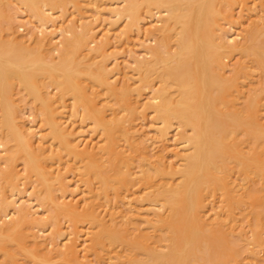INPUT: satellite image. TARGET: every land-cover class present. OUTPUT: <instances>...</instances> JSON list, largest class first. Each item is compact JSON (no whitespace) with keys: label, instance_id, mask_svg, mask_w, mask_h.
<instances>
[{"label":"bare ground","instance_id":"bare-ground-1","mask_svg":"<svg viewBox=\"0 0 264 264\" xmlns=\"http://www.w3.org/2000/svg\"><path fill=\"white\" fill-rule=\"evenodd\" d=\"M3 1L4 0H0V4ZM12 1L10 2L13 3ZM19 1H21L22 5H24L28 9V11L32 14V16H34V18L37 17L41 21H44L43 26L42 25H41L42 27L39 26L42 29L39 28V31L37 34H39L40 32L41 36L39 38V36L37 35L38 36V38L36 37L37 40L39 39L41 43L43 44L46 43L47 41L48 42L50 41L51 43H55V41H57L55 39L58 38V37L57 38L55 37L57 36L56 31L59 27L58 28L51 27V28H55L56 31L53 29L54 31H51V32L49 31L50 33L48 32L47 23L49 24V21H52V20L50 19L51 17L50 18L46 17L47 15H45L46 13H44L45 12L44 8L46 7L45 4H48L47 7L49 6L50 8L49 11H50L51 9H54L55 7H59L60 9L63 8V6L66 3H68L67 1L69 0H19ZM73 1H77L78 3L81 2L79 0H73ZM237 1L238 0H129L128 4H125L127 2L123 4V6L124 5L126 6L123 12L121 8L118 10L117 8L114 7V9H111V11L107 10L108 8L106 9V11H109L112 13L114 19H112L111 24L115 26L120 19V18L118 19V17H121V15H124V14H126V16L128 15V17L129 16L133 17L132 19L135 20L134 18L138 17V14L140 12L139 10L142 8V5H144L145 7V8L143 7L142 10L146 9V13L149 14L150 17H153L157 14L161 15L159 20L156 22L158 24L157 25L155 24V26H153V29L152 28L150 29L149 33L150 34L152 33V35L156 37V40H155L154 45L146 46V58L138 59L139 56L138 57H135V55L133 56V58L135 57L134 61H135V67H136L133 70H136V74L137 73L139 74V75L137 74L138 75L137 78L136 79L134 78V79L141 80L140 82L141 84L138 83L139 85H142L144 82H146V89L148 87L150 88V85L153 82H155V79H157L156 81H159L158 84L157 82L155 83V85L152 84L153 86H151L152 88H150L152 89V95L148 99V101L150 102V103L147 102L149 103L148 107L154 110V112L152 111L153 114L154 115L156 114V117L160 120V122H163L165 126L171 125L174 121H176L177 123H179V125H181V127L184 128V131L186 132L184 135L183 141L180 140L181 142H183L182 145L179 144L181 145V147H184V148L180 150L179 152L176 151L175 156L173 155L174 157L178 158L177 162H175L176 164L173 163L172 166H170V164L167 163L169 164L168 165L169 167H167V165H161L160 167H157V165L159 166V164L156 165L153 162L156 166L154 165H151V166L152 167L154 166L155 168H152V169L148 167H146L145 169L142 168L143 178L142 177L141 178L143 179L144 184L148 185L147 188L149 189V192L147 191L148 194L147 196H145V198L147 197L146 199L150 201L160 203L162 207L166 209V211L165 213L160 214V213H157L158 211L156 210L157 212L154 213L156 219H150V218L145 217L144 221L146 225L144 224V226H146V229H142L140 228V226L139 227L136 226L133 228L134 229L133 232H130L131 227L129 228L130 226L129 224L127 227V225H124V223L117 224V222H113V221L110 222L111 219H109V221L106 220V216L103 217L104 215L102 216V213H101L102 210H100L101 208L105 207L106 202H110L109 200L111 199V196H120L124 189L131 188L132 182H134L135 179L133 180L134 175L132 174L130 170L127 171V169L125 170V168L123 169L122 167L124 165L125 160L127 159L131 160L132 158L126 157L127 154L125 155L124 153L125 151L123 152L122 150L123 148L120 149V144H119L120 137L122 136L124 137V134L126 135V133L129 132V129H127L126 126L124 125V120H122L123 118L116 116L118 115L116 112L117 110L119 112V109H117L116 112L114 110V115H112V117L115 116V118L113 120H109L111 118L107 117V115L109 114L106 115L105 112H107L108 108L110 107H108L109 105H105V103L101 104L100 102L101 98L100 97H99L100 99L98 98V95L101 93L102 90H99V91L95 90L97 93L99 92L98 94L93 93L95 92L93 90H92L93 92L92 91L90 92L91 90L90 87L93 84L98 85V88L100 86H101L100 88H102V86L106 87V90L108 89V92H114L115 91L114 89L116 86L120 88L119 85H117L118 83L115 80V78H113L114 71L112 72L113 74L111 73L112 70L108 71L107 66L109 64L107 65L106 63L107 61L105 62L107 66L105 64H102V62L100 61L101 64L98 65L97 69H93L90 64H88V66L89 65L91 66V67L89 66L90 68L83 67L84 63H88V62L91 63L90 61L92 60L94 61L96 58H99V56L93 58L92 60H90L91 59L90 58L89 59L90 61H88L87 58H89L91 55H92L91 57L94 56L92 52L95 54H98L102 51L101 44L103 43H100L101 41L98 42L100 44V45L98 44L99 45L98 48H97L98 45H96V49H94L95 47L94 48L92 47L93 43H95L94 40L97 39L95 37L96 36L98 37V35L93 36L94 35L93 28L95 29L96 27H93V28L90 27L91 24L90 26L86 25L85 30L82 31L81 33L79 32L80 33L79 35H73V33L69 32L71 33L69 34V36L73 35V37L71 38L65 37L64 35V41H61L62 46L59 44L57 46L56 44L55 49L58 52V55H57L58 58L56 57L57 52L55 55L53 54L57 59L53 57L52 54L50 55L49 51H48L49 55L47 53V55L40 57L41 55H43L41 53L39 57H37L38 54H35L36 57H34V55L32 56L33 53L28 50V49H31V47L27 46V44H25V46H27L25 47L23 44L24 42H21L16 39L12 40L13 43H11L9 48L7 46H6L7 48L4 47V49H3V46L0 47V96L3 101L2 111H4V115L2 114L3 118H1V120L3 119V121H1V124H2V128L6 127V130L7 128L9 130L10 127L12 128L14 127V132L13 133L10 132V133L13 134L14 136L13 138L16 141L15 143H17L16 147L14 148L12 147V149L8 148L11 146V145L9 146L10 139L8 140V138H5L6 135L5 136L3 135L4 138H2V140L3 139L6 140L5 142L6 145L4 144V140H3V144H4V147L6 146L7 153L9 151L10 156L15 155V154H24L28 156V161L26 162L27 165L25 166V170L27 169L26 172L31 173V175L37 174L36 175L37 177H38V174H40L41 176L44 177L43 179L45 180L47 176L49 178L51 177L50 179H52V175H54L53 177H56L57 172L55 171L56 173L54 174V171L52 172V170H49L53 166L51 164V161L57 159L56 158L57 156L62 155V154H59L61 151L58 152V150L60 149L58 145L60 144L58 143L57 145L55 143L56 141L57 142L59 141L60 143H64L65 147L67 148V151H69L67 155L68 154H71V156L74 155L76 159H80L84 162V164L82 163L84 165V167L82 166L84 168V172L83 174L82 173L81 174L83 176L82 178L86 180L87 185H89L94 179H97L100 182V184L98 183L99 188L96 186V190L93 189L95 186L91 187L93 183L89 185V187H91L89 191L93 192V196L89 198L84 196L85 199L82 197L83 204L78 203V201H76L75 204H73V202L71 203L67 201L69 205L67 204L62 205V203L64 202V199L62 200V202H60L61 200L58 199L59 197L58 196L55 197L56 195L54 196L53 194V196L57 198V200L59 201L60 203L59 204L58 201L56 202L55 198L52 197L51 191L49 193L50 195L48 196L49 200L51 201L48 203L55 202L58 208H61V209L65 208V210L71 214L72 218L75 217L73 218L74 220L77 219L82 222L83 219H85V221L87 219V221L89 220V222H92L95 224V228H94V231H92L91 237L88 236L90 237V241L88 240L90 243L88 247H86V249L88 248L86 251L88 258L90 257L91 254H94L95 255L94 257L97 256L98 258L104 259L103 258L104 255L108 254L107 252L112 250L110 248H113V246L117 244L119 245V244H125V243L130 245V248L129 249L125 248V253L127 252L128 253L127 255L125 254L127 258L125 261H123L122 264H223V263L230 264L231 262L234 263L233 261H231V259L234 256L240 257L238 254H240L242 250H241V247H239L240 246L239 244H238L239 246H237L236 243H234L233 245V242H232L231 245L228 244L229 246L224 247L225 249L224 251L223 250L220 251L219 249H217L218 241L215 239L217 233H221L222 230L225 232V235L227 234V236H229L228 235L229 231L228 232L226 231L228 229V228L226 229V227L228 226L225 227V225L227 224L226 219L232 218V216L228 215V213L226 212L227 215H225V217H223V215L219 216L217 221L215 220L216 222H213L214 220H211V218L208 217V212L210 209L209 207H211L210 205L212 204L211 198L214 197V195L216 194L219 195L218 193H221V197L223 198L221 202L222 204L223 203L225 204L224 205L225 208L228 206L231 210L234 211L237 207H239V204L241 203L240 197H245L247 199L256 197V196L261 195V191H262V189H260L261 187L258 188V187H255L254 185L252 187H249L246 185L247 183L235 184V182H233L234 178L231 177L232 172L236 168L238 169L241 175H245V176H250L252 174L259 175L262 172H264V156H263L264 154L262 155L264 151V128H263L264 124L260 119L261 113L264 107L261 106L262 97H261V92H259L261 91V89L259 91H258L259 88L257 90L253 89V92L249 93V95H246L244 93V95L246 96L244 99V96H242V89H245L243 88L244 87L243 84L247 82V81L244 82V80L252 76L250 74V71L248 70V68H250V64H249L250 62L247 63L243 60L239 61L240 63L238 62L234 65V68L232 69L231 73L227 74L226 69H228L229 64L226 63L225 61L230 54H233L234 52L236 53L240 52L243 54L242 59H244L245 57V59H247L248 61L252 60V62H255L257 64V67L259 68V70L264 72V25H260L259 23L257 24L255 23L257 21L255 22L253 21V24L254 23L255 24L251 25L252 27L250 29H249V26L248 28L246 26L245 28H247V32L245 33L244 32L245 30L241 31L245 33V34L241 33V34H244L243 35L244 41L240 43L237 41L239 44L234 41L232 42L231 40L232 38L230 37L231 38L230 39L228 36L225 35V33L222 34L221 33L222 26H224V24L222 23V20H225V19L227 20L231 15H233L231 14L232 9H234V5L237 3ZM97 6L95 5V8ZM109 7L112 8L113 5H110ZM2 10L4 11L3 7H1L0 9V17H2L1 19H3L1 20V22L2 21L5 22L4 20L7 21V19H5V17L3 16H6V18H8L9 12L4 11L3 14L4 13L5 14L1 16ZM153 11H155L154 12L155 14L152 13ZM97 13L95 14V16L97 15ZM259 13L261 14V12ZM112 15L110 17H112ZM128 17L126 19H128ZM9 18H8L9 20L8 23L10 24H7L8 25L7 28H11L12 22L10 21L12 20L11 18L10 19ZM107 18L109 17L107 16ZM138 18H142V17H138ZM249 18H247V20ZM261 19H262V16H261ZM97 20L98 19H96V21ZM101 20L103 22L102 18ZM142 20H137L134 22L138 23L139 21L141 22ZM251 20H253V18ZM129 22L128 24L132 25L131 23L133 22L132 21L131 23ZM128 24L126 23L127 26H125L127 32H128V29H127ZM139 24L140 23L136 25H139ZM56 25L57 24H55V26ZM107 26L108 25H106V27ZM132 26L134 27V25ZM12 27L14 28V26ZM35 28L36 27H34V30L32 32L34 31L36 32L38 30V26H37V30H35ZM65 28H67V26H65L64 29H62V31L65 30L63 32H67L68 28L67 29ZM130 29L129 31H131ZM58 32H59V29H58ZM58 36L60 35L58 34ZM66 36L68 35L66 34ZM90 36L94 37L93 38L94 40L93 39L90 40ZM15 38H18V37H15ZM3 41L4 40H0V44H2ZM103 41L104 40H102V42ZM257 41L259 42L261 41L263 44L262 48L260 49L261 51L259 53H258V50L254 51L252 49V47L254 48V45ZM3 43H6V42H3ZM41 43H39V45ZM112 43L114 45V42ZM104 46L105 45L103 44V47ZM110 47L113 48V46H110ZM260 47H261V44H260ZM35 49L36 48L34 47V50L32 48L31 51L32 50L35 51ZM40 51L41 50L39 49L38 53ZM53 52L55 53V51ZM105 52L106 51H104V53L100 55V57L103 56V59L106 58V56H108V54L106 55ZM147 55H149V57ZM240 60H241V57H240ZM91 64L93 65V62ZM97 64H99V62ZM110 74L113 77H111ZM123 75L127 76V73L126 74L123 73ZM113 79H114V82H116L115 86H113L114 85L112 81ZM129 79L130 77H126L123 80L125 84L121 82L123 84H120V86L124 85V90L120 88L122 92H120V94L117 93L118 95L117 96L115 95V96L117 97V103H119V105H123V106L126 105L130 108L131 107L135 108V103L137 102H135L136 99L132 97L134 94L131 96L132 94L131 89L135 83L134 84L133 82L129 83L130 82ZM87 80H90V82L92 81L93 84L91 83L90 85L89 82H87ZM142 81L144 82L142 83ZM85 82L88 83L86 85L90 86L89 87L90 90L88 89V86L85 85ZM137 82L139 81L137 80ZM137 82H136V85H137ZM49 83L54 84L58 88L57 90L55 89L57 93H54L56 92L54 90H53L54 92L52 91L49 92L51 90V85ZM48 85L50 86V89H48L49 87ZM142 86H141V89H142ZM54 88L52 87V89ZM116 90H119V89L116 88ZM138 90L140 91V89ZM23 91H25L26 93L25 96L28 94L29 96L34 97L36 101L40 102V106L43 112L46 114L44 123L46 120V124H48L51 129V133L48 134L49 127L46 125L48 127V132L46 134L51 135L50 139L44 136L45 134L42 135L44 132L40 134L41 132L38 133V131H34L31 127L27 128L26 126H24L25 125L24 123L22 125L16 122V118H18L15 113L16 111L15 103L17 102V99L15 102L14 96L17 95V93L19 94L20 92H23ZM244 92L246 91L244 90ZM104 95L106 94L104 93L102 96ZM67 96L70 97V100L74 99V102L76 104V105L74 104L75 105L74 106L73 101H72V105L70 103L68 104L70 105L72 112H76V111H73L74 107H76L75 108L76 110L78 107V111H79V108L81 107V105L87 108L86 111L88 112H86V114L89 113L95 121L94 125L96 124L95 126L96 130L94 129L93 130L94 131H98L100 129L103 130L104 144H102L101 142L100 143L102 145H99L100 143H97V144L92 143V141H95V140H92L93 139L92 138V139H89L92 141L88 140L89 142H86L87 141L86 140L85 141L86 143L83 146V144L81 145V143L85 140V138L83 139V141L79 138H78L79 140L76 139L77 138L76 136H75L76 138H73L74 134L76 133L74 132L75 130L69 129V127L67 128L65 122H63V119H61V116H60L61 111H59V107L61 105L64 106L63 108H66L65 102L67 101H65V99L67 98ZM109 98H107L105 102H107ZM113 99H111L110 102L113 101ZM133 99L135 100L133 101ZM242 99L243 101H240ZM101 100L103 101V99ZM107 104H109V101L107 102ZM78 105H80V107ZM141 105L142 104H140L139 106ZM142 106H144V108L146 109V103L143 104ZM38 107L37 109H41ZM113 108H115L114 105H113ZM126 109H129V108H126ZM84 111H83V114L85 113ZM78 114H81V113H78ZM86 114L84 115L88 117L89 114L88 115ZM84 115L83 117L86 118ZM12 128H10L9 131H11ZM162 129L163 128H161V130ZM126 130L128 131L126 132ZM134 131H135V128H134ZM134 131H132V133ZM244 133L247 134V136L245 135L247 137V140L244 138L245 136L243 138L242 136L240 137V135H244ZM5 134H6V131H5ZM39 134L41 135L40 137L41 139L40 140L37 139L39 142L37 143L39 145H36L37 144L35 143L36 139L34 138H36ZM8 136H11V135H8ZM43 136L46 138H44ZM85 137L87 138V136ZM161 137L163 136L161 135ZM46 139L48 143L50 142L49 144H47ZM132 141H130L131 143L130 142L129 143L132 144ZM243 142L250 143L251 145L250 153H245L243 151L244 147L242 145L245 144ZM247 147L249 146L247 145ZM57 148L59 149L57 150ZM178 149L175 148V150H178ZM61 150L63 151V148H61ZM244 150L248 151V149H244ZM4 155L6 154L4 153ZM106 155L108 156L107 157L108 159L106 158ZM104 156H105V159L110 161L109 166H107L105 162H103V161H106L102 159L104 158ZM21 157H24V156H21ZM59 158H61V156ZM130 160H128L129 165H130V162L132 161ZM11 161H13V159ZM11 161L9 160L6 162L8 163ZM78 162L80 161L78 160ZM10 165L12 164H9V166ZM14 167H15L14 174H12V172L14 171V168H13V171H11L10 173L11 175L14 176V179H16V178H19L18 176H20V174L18 175V173L19 172L21 173V171L18 170L16 166ZM7 168L9 167L7 166ZM11 168L12 167L10 166V170ZM3 169H5V167ZM16 169L19 171V172L17 171L18 173L16 172ZM1 172L2 171L0 169V173ZM60 173L62 176L63 172H60ZM2 175H4V173ZM8 176L7 178L9 179ZM23 176H21V178ZM4 177H6V175ZM49 178L48 180H50ZM60 178L61 177H59V179ZM142 179H141V182H142ZM16 180L14 181L16 182ZM38 180H37V184H39L40 182H43L42 179L40 182ZM55 180L58 181V179H55ZM61 181L59 180L58 183H60ZM4 182L5 184H7L6 178ZM12 182L13 181H11V183ZM15 182H13V184L8 183V185L15 186ZM51 182L52 184H54V182L56 181H50V183ZM141 185L143 184H140V186ZM66 186L67 185H65V188H67ZM38 187H40L39 189L41 190L42 186L37 185V188ZM61 187L63 188V186ZM134 187L136 188V185ZM48 188H50V186H48ZM58 188L60 189V187H57V189L56 188L54 189H56L57 191ZM43 189H46V187ZM0 191H2V189H0ZM45 191L47 192V189ZM33 192L35 193L36 190ZM136 192L138 193L139 191H136ZM1 194H3V192L0 193V195ZM38 194L35 193V195L39 199L42 200L43 198L41 197H42L43 192L40 193L39 196ZM86 194L88 193L86 192ZM123 196H125V194L121 195V197ZM1 197H0L1 213H3L2 212L3 209H4L3 211H6L8 206H13L12 208L14 209V213L16 215L14 216V219L12 218L13 220L11 219L12 221L9 222V224L6 223L7 225L0 226V253L2 252V254L5 256L4 257L5 259L2 261L7 260L9 262L12 261V264H20L21 261L19 260L20 257L18 258V256L22 257V255L26 256V254L33 255L34 259H40V257H38L39 255L35 254L34 252L32 253V251L28 250L29 247L26 245V241L31 237L28 235L29 233L25 231L31 226H33L35 229L34 224L38 222L37 221L38 219L35 217L34 214L37 211L33 213L34 212L33 210L35 209L31 210V208H33L32 206H28L26 204H21V203L20 205L15 199L10 201L11 199L7 198L8 199L7 201L4 199H1ZM129 197L130 196H128V198ZM4 198L6 199V196ZM103 199H105L106 202L105 201L103 202L102 201ZM84 201H85V204H84ZM41 203L43 204V202ZM138 203H141V202H138ZM46 204L47 202H45V205ZM122 204L123 203H121V205ZM125 204H123L124 205L123 207H125ZM47 206H50V204ZM81 206H83V209L80 208ZM143 208L145 209L144 206ZM212 208H215V207H212ZM80 209L81 211H79ZM120 209H123V208H120ZM238 209H236V211H238ZM256 209H258V207ZM107 210H109V207ZM129 210H132V208L130 209L129 207ZM135 211H136V208H135ZM114 212L115 210L112 212V214ZM49 213H52L53 215L54 211L51 212L49 210ZM252 213H254L255 215L254 211H252L251 214ZM9 214L10 213L6 212L5 214L6 217ZM61 214L63 215V212ZM239 214L241 213L239 212ZM66 215L69 216V214H66ZM142 215L143 214H140V216ZM56 216H59V215H56ZM124 216L126 218L127 216L126 213L124 214ZM255 216L257 217V215ZM53 217H51V219L56 220L54 215ZM111 217H113V215ZM239 221L236 220V222H239ZM74 222H76V220ZM231 222H233V220H231ZM150 229H155L159 233L151 234L149 232ZM219 230L220 232H218ZM136 231L137 233L133 234ZM72 234L74 235V233ZM221 235H224V234H220V236ZM79 236L80 235H78V237ZM77 239H74L73 242L77 243L78 242ZM231 240L229 239L228 241L231 242ZM88 241H86L85 243H87ZM37 245L38 244L36 243L34 248H37ZM76 245L77 244L68 246V248H66L67 250H65L63 254L65 256H69V258L75 261L76 264H84L83 262H81L82 259L80 260V256L78 255L79 247H77ZM241 245H243V243ZM34 248L32 247V250ZM41 252L42 251H40V253ZM19 253L21 255H18ZM112 255L114 256V254ZM120 255L119 256L116 255L117 257L116 256L114 257L119 259ZM89 264H92V262H90Z\"/></svg>","mask_w":264,"mask_h":264},{"label":"rangeland","instance_id":"rangeland-1","mask_svg":"<svg viewBox=\"0 0 264 264\" xmlns=\"http://www.w3.org/2000/svg\"><path fill=\"white\" fill-rule=\"evenodd\" d=\"M5 1V0H4ZM2 2L1 4H2V6H1V4H0V9H1V7H3V9H4V11H8L9 13H8V15H9V17L11 18V20L12 21H10V22H12L11 23V28H7L8 27V25L7 24H10V23H8L9 22V20H8V18H6V16H3L4 14H3V10H2V14H1V16H3V17H5V19H7V21L6 20H4L5 22H1V20H3V19H1L2 17H0V40H4L3 42H6V43H3L2 42V44H0L1 46L0 47H2L3 46V49H4V47L5 48H9L10 47V45H11V43H13L12 42V40L13 39H16V40H19V41H21V42H24L23 44H24V46H25V44H27V46H29V47H31V49L33 48V50H34V47L36 48L35 49V51H31V49H28L30 52H32L33 54H32V56L34 55V57H36L35 56V54H38V56L37 57H39V55H41V53L43 54V55H41L40 57H43V56H45V55H47V53H48V51H49V53H50V55L52 54V56L53 57H55L54 55L56 54V52H57V50L55 49L56 48V44H57V46H58V44L59 45H61L62 46V43H61V41H64V35H65V37H73V35H79L82 31H84L85 30V27H86V25H89L90 26V24H91V26L90 27H96L95 29L93 28V36H95V35H98V37L96 36L95 38H97L96 40H94L93 38L94 37H91L90 36V40H94V42L95 43H93V45H92V47L94 48V49H96V45H98L99 43L98 42H100V43H103L105 46L103 47V44H101V46H102V53L100 52V53H98V54H95V53H93L92 52V54L94 55L93 57H89V58H87V60L88 61H90V60H92L93 58H95V57H98L99 56V58H96V59H98V60H92V61H90L91 63L93 62V65L91 64V63H89L88 61H86V62H88V63H84V65H83V67L85 68V67H87V68H90L91 66H92V68L93 69H97V67H98V65H100L101 63H100V61L102 62V64H105V62L107 63V67H108V71L109 70H112L111 71V73L114 71V74H113V76L110 74V76L111 77H113V78H115V80L117 81V85H119V87L122 89V90H124V85H121L120 86V84H125V82L123 81L126 77H130V82L129 83H132L133 82V84L135 85H133L132 86V89H131V96L133 97V98H135V99H133V101L135 100V102H137V103H135V108L134 107H128V106H123V105H119V103H117V95L118 94H120V92H122V90H120V88H118V86H116L115 87V91L114 92H108V89L106 90V87H103L102 86V88H98V85H95V84H93V82L91 81L90 82V80H87V82H89V84L91 85V83L93 84V85H91V87L90 86H88V85H86V84H88L87 82H85V85L86 86H88V89L90 90V88H91V90H90V92L93 90V91H95V90H97V91H99V90H102L101 91V96H100V94L98 95V98L100 97L101 99H103V101L100 99V102H101V104H103V103H105V105H109L108 107H110V108H108L107 106V108H108V111L107 112H105L106 113V115L107 114H109V115H107V117H110L111 119H109V120H113L114 118H115V116L114 117H112V115H114V110H115V112H116V110L117 109H119V112H118V110H117V114L118 115H116V116H119L120 118H123L122 120H124V125L126 126V128L127 129H129V132H127L128 130H126V132L128 133H126V135L124 134V137L122 138V137H120V141H119V144H120V149H122L123 150V152L125 153V155H126V157H128V158H132L131 160L130 159H127V160H125L124 161V165L122 166L123 167V169L125 168V170L127 169V171H131L132 172V174L134 175H132L133 176V180H134V182H132V186H131V188H129V189H124L123 191H122V193H121V195H124L125 194V196H123V197H125V198H123V197H121V195L120 196H111V199L109 200L110 202H106L105 201V199H103L102 201L104 202H106L105 204V207L104 208H101L100 210H102L101 211V213H102V216L103 217H105L106 216V220H108L109 221V219H111L110 220V222H117V224L119 223V224H123L124 223V225H127V227H128V224L130 225L129 226V228L131 229L130 230V232H133L134 231V227H136V226H140V228H142V229H146V226H144V224L146 225V223H145V221H144V219H145V217L146 218H150V219H156V217H155V215H154V213H156L157 211V213H160V214H163V213H165V211H166V209L164 208V207H162V205L160 204V203H157V202H153V201H150V200H148V199H146L145 198V196H147V194H148V192H149V189L147 188L148 187V185H145L144 184V182H143V169H145L146 167H148V168H155L154 166H156L157 164H159V166L157 165V167H160L161 165H167V167H169L168 165L170 164V166H172V164L174 163V164H176L175 162H177V160H178V158L177 157H174L175 156V153H176V151H180V150H182L184 147H181V145H182V143L183 142H181V141H183V138H184V135H185V131H184V128L183 127H181V125H179V123H177L176 121H174L171 125H168V126H165V124H163V122H160V120L156 117V114L154 115L153 114V112H154V110L151 108L150 109V107H148L149 106V101H148V99L151 97V95H152V89H150V88H152L151 86H153V85H155V83L157 82V84H158V82L159 81H156L157 79H155V82H153L151 85H150V88L148 89H146V82H144V81H142V85H144V86H142V85H139V84H141L140 82H141V80H139V79H137L139 82H137V80H135L136 78H137V76L139 75L138 73V75L136 74V70H133L134 68H136L135 67V57H138V59L140 58V59H142V58H146V46L147 45H154V43H155V40H156V37H154L153 35H152V33L150 34L149 32H150V29L152 28L153 29V26H155V24L157 25L158 23H156L158 20H159V18H160V16L161 15H159V14H157V15H155V16H153V17H150V15L149 14H147L146 13V9L145 10H142L143 9V7H144V5H142V8L139 10L140 12H139V14H138V17H142V18H138V17H136V18H134L135 20H133L132 18L133 17H131V16H129L130 17V19H129V17H128V15L126 16V14H124V15H121V17H118V19H119V21H118V23L116 24V26L115 25H112L111 24V22H112V19H114L113 18V15H112V13L111 12H109V11H111V9H114V7L115 8H117L118 10L121 8V10H122V12H123V10L125 9V5L123 6V4L125 3V2H127V3H125V4H128V2H129V0H124V2H123V0H79V1H81V2H77V1H73V0H69V1H67L68 3H66L67 4V6H66V4L63 6V8H65V9H63V8H59V7H55L54 9H51L50 11H49V6L47 7V5L48 4H45V8H44V10H45V12L44 13H46L45 15H47L46 17H48V18H50L52 21H49V24L47 23V25H48V32L50 31H56V27L59 29V32H58V29H57V31H56V35L57 36H55L57 39H55V40H57V41H55V43H51L50 41L48 42H46V43H41V41L38 39L37 40V38H38V36H39V38H40V32H39V34H37L38 33V31H39V28H41L42 26H43V22L44 21H41L40 19H38L37 17H35L34 18V16H32V14L28 11V9L24 6V5H22V3H21V1H19V0H6L5 2ZM10 1H12L13 3H11ZM19 1V2H18ZM71 1H73V2H71ZM91 1H93V2H91ZM247 1V2H246ZM86 2V3H85ZM111 2V3H110ZM116 2V3H115ZM239 2V3H238ZM77 3H78V5H77ZM81 3V4H80ZM88 3V4H87ZM92 3V4H91ZM115 3V4H114ZM259 3H260V5H259ZM107 4H108V6H107ZM249 4V5H248ZM263 4V5H262ZM94 5V6H93ZM95 5L97 6V5H101L100 7L99 6H97L96 8H95ZM106 5V6H105ZM110 5H113V7L111 8V7H109ZM9 6H11V7H9ZM23 6V7H22ZM66 6V7H65ZM251 6V7H250ZM259 6H260V8H259ZM262 6V7H261ZM6 7V8H5ZM62 7V6H61ZM123 7V8H122ZM244 7V8H243ZM10 8V9H9ZM95 8V9H94ZM108 8V9H107ZM145 8V7H144ZM258 8V9H257ZM7 9V10H6ZM66 9H68V10H66ZM106 9L107 10H109V11H106ZM246 9V10H245ZM251 9V10H250ZM82 10V11H81ZM120 10V11H121ZM255 10V11H254ZM260 10V11H259ZM26 11V12H25ZM47 11V12H46ZM97 11H98V13H97ZM103 11V12H102ZM257 11V12H256ZM12 14H11V13ZM49 12H51V13H49ZM155 11H153L152 13L153 14H155L154 13ZM242 12H243V14H242ZM259 12H261V14L259 13ZM49 13V14H48ZM97 13V15L95 16V14ZM143 13V14H142ZM246 13V14H245ZM248 13V14H247ZM82 14V15H81ZM93 14H94V16H93ZM103 16H102V15ZM104 14H106V15H104ZM164 14V13H163ZM162 14V15H163ZM231 14H233V15H231L227 20L225 19V20H222V23L224 24V26H222V31H221V33L222 34H224L225 33V35L226 36H228L231 40H232V42L234 41V42H236V43H240V42H243L244 41V38H243V35L247 32V28H248V26H249V29L252 27L251 25H254L255 23H259L260 25H264V0H258V2H257V0H238L237 1V3L234 5V9H232V13ZM253 14H255V15H253ZM259 14V15H258ZM6 15H7V13H6ZM101 15V16H100ZM112 15V17H110ZM141 15V16H140ZM147 15H149V16H147ZM239 15H240V17H239ZM98 16V17H97ZM106 16V17H105ZM107 16L109 17V18H107ZM125 16V17H124ZM233 16V17H232ZM237 16V17H236ZM261 16H262V19H261ZM94 17V18H93ZM128 17V19H126ZM148 19H147V18ZM252 19L253 18V20H251L250 18ZM260 17V18H259ZM9 18V19H10ZM101 18L103 19V22H102V20H101ZM232 18V19H231ZM247 18H249L248 20H247ZM259 18V19H258ZM49 19V20H50ZM96 19H98L97 21H96ZM107 19H109V20H107ZM111 19V20H110ZM142 20L141 22L139 21L138 23H140L139 25H136V24H138V23H136V22H134V21H137V20ZM145 19V20H144ZM256 19V20H255ZM39 20V21H38ZM54 20V21H53ZM56 20V21H55ZM102 22H100V21ZM127 20V21H126ZM81 21H83V22H81ZM88 21V22H87ZM90 21V22H89ZM91 21H93V22H91ZM96 21V22H95ZM130 21V22H129ZM131 21L133 22V23H131ZM253 21L255 22V21H257V22H255L254 24H253ZM54 24V26H53V24ZM98 22V23H97ZM128 22L129 23H131L132 25H134V27L132 26V25H130V24H128ZM239 22V23H238ZM14 23V24H13ZM30 23V24H29ZM34 23V24H33ZM61 23V24H60ZM85 23V24H84ZM88 23V24H87ZM94 23V24H93ZM100 23V24H99ZM108 23V24H107ZM126 23L128 24V27H127V29H128V32L126 31V27L125 26H127L126 25ZM241 23V24H240ZM243 23V24H242ZM252 23V24H251ZM55 24H57L56 26H55ZM120 24V25H119ZM222 24V25H223ZM42 25V26H41ZM75 25H76V27H75ZM96 25V26H95ZM100 25V26H99ZM106 25H108L107 27H106ZM4 26H6V27H4ZM12 26H14V28H15V30H14V28L12 27ZM37 26H38V30H37ZM39 26H41V27H39ZM65 26H67V28L69 29H67V28H65V29H67V32H63V31H65V30H63L62 31V29H64V27ZM99 26V27H98ZM105 26V27H104ZM131 26V27H130ZM234 28H233V27ZM247 26V28H245ZM9 27H10V25H9ZM34 27H36L35 28V30H37L36 32L34 31V32H32L33 30H34ZM51 27H55V28H51ZM103 27V28H102ZM133 27V28H132ZM113 28H115V29H113ZM118 28V29H117ZM131 28V29H130ZM142 28V29H141ZM224 28V29H223ZM236 28V29H235ZM42 29V28H41ZM54 29V30H53ZM60 29H61V31H62V33H61V31H60ZM73 29V30H72ZM129 29L131 30V31H129ZM144 29V30H143ZM146 29V30H145ZM72 30V31H71ZM106 30V31H105ZM108 30V31H107ZM111 30V31H110ZM242 30H245L244 32H241ZM75 31H77V32H75ZM113 31V32H112ZM120 31V32H119ZM145 33H144V32ZM49 32V33H50ZM69 32H71V33H73V35H71V36H69V34H71V33H69ZM76 34H75V33ZM80 32V33H79ZM108 32H110V33H108ZM115 32V33H114ZM118 32V33H117ZM126 32V33H125ZM14 33V34H13ZM114 33V34H113ZM142 33H144V34H142ZM241 33H244V34H241ZM58 34L60 35V36H58ZM63 34V35H62ZM66 34L68 35V36H66ZM122 34H123V36H122ZM124 34H126V35H124ZM150 34V35H149ZM14 37H13V36ZM38 35V36H37ZM103 37H102V36ZM238 35V36H237ZM31 36V37H30ZM63 36V37H62ZM109 36V37H108ZM113 36V37H112ZM116 36V37H115ZM123 37V39H122V37ZM233 36V37H232ZM11 37V38H10ZM15 37H18V38H15ZM37 37V38H36ZM102 38H104V39H102ZM107 38H108V40H107ZM110 38V39H109ZM118 38V39H117ZM121 38V39H120ZM234 38V39H233ZM9 39V40H8ZM21 39V40H20ZM22 39H23V41H22ZM7 40V41H6ZM102 40H104L103 42H102ZM260 40V39H259ZM27 41V42H26ZM114 42V45H113V43L112 42ZM238 41V42H237ZM26 42V43H25ZM57 42V43H56ZM121 42V43H120ZM261 42V41H260ZM259 41H257L256 43H255V45H254V48L252 47V49L255 51H257L258 50V53L261 51L260 49L262 48V46H263V44H262V42L260 43ZM39 43H41L40 45H39ZM61 43V44H60ZM124 43V44H123ZM238 43V44H239ZM261 44V47H260V44ZM4 44V45H3ZM37 44V45H36ZM119 44V45H118ZM44 45H46V46H44ZM100 45V44H99ZM99 45L97 46V48L99 47ZM7 46V47H6ZM27 46H25V47H27ZM110 46H113V48L112 47H110ZM258 48H257V47ZM20 47H21V45H20ZM260 47V48H259ZM105 48V49H104ZM39 49L41 50L39 53H38V51H39ZM52 49V50H51ZM54 49V50H53ZM114 49V50H113ZM37 50V51H36ZM108 50V51H107ZM43 51V52H42ZM53 51H55V53L53 52ZM104 51H106L105 52V54L107 55L108 54V56H106V58H104L103 59V56H101L100 57V55L101 54H103L104 53ZM53 52V53H52ZM49 53H48V55H49ZM111 53V54H110ZM236 52H234L233 54H230L229 56H231V57H227V59L225 60L226 61V63H228L229 64V66H228V69H226L227 70V74H229V73H231V71H232V69L234 68V65L236 64V63H238L239 61H245V62H250L249 64H250V68H248V70L250 71V74L252 75V76H250V77H248V78H246L245 80H244V82L245 81H247V82H245L243 85H244V87L243 88H245V89H242V96H244V99H245V95H244V93L246 94V95H249V93H251V92H253V89L255 90H257L258 88V91L261 89V91H259V92H261V97H262V103H261V106H263L264 107V72H262L261 70H259V68L257 67V64L255 63V62H252V60H250V61H248L247 59H245V57H244V59H242L243 58V54L242 53H240V52H237L236 54H235ZM54 54V55H53ZM137 54V55H136ZM240 54H241V56H240ZM57 55H58V52H57V54H56V57H57ZM96 55V56H95ZM135 55V57L133 58V56ZM105 56V55H104ZM148 57H149V55H147ZM55 57V58H56ZM240 57H241V60H240ZM58 58V57H57ZM56 58V59H57ZM91 58V59H90ZM100 58H102V59H100ZM229 58V59H228ZM90 59V60H89ZM247 60V61H246ZM104 61V62H103ZM134 61V62H133ZM228 61V62H227ZM99 62V64H97ZM118 64H117V63ZM115 63H116V65H115ZM240 63V62H239ZM86 64H87V66H86ZM88 64H90L89 66H88ZM119 65V66H118ZM94 66H95V68H94ZM132 68H130V67ZM249 66V65H248ZM123 67H124V69H123ZM110 68V69H109ZM118 68H119V70H118ZM121 68V69H120ZM230 68V69H229ZM123 69V70H122ZM121 70V71H120ZM128 70V71H127ZM117 71V72H116ZM120 72V73H119ZM121 72H123L124 74H126L127 73V76L125 77L124 75H123V73H121ZM132 72V73H131ZM117 75H116V74ZM131 73V74H130ZM122 74V75H121ZM249 74V75H250ZM120 75V76H119ZM131 75H133V76H131ZM117 76V77H116ZM124 77V78H123ZM133 79H132V78ZM253 77V78H252ZM85 78V77H84ZM83 78V79H84ZM135 78V79H134ZM139 78V77H138ZM112 79V78H111ZM133 80V81H132ZM113 81V86H115L116 84V82H114V79L112 80ZM121 82H123V83H121ZM136 82H137V85H136ZM139 83V84H138ZM249 83H251V84H249ZM50 84V83H49ZM160 84V83H159ZM51 85V90L49 91V92H54V91H56L58 88L54 85V84H50ZM53 85V86H52ZM49 86V85H48ZM47 86V87H48ZM95 86V87H94ZM123 86V87H122ZM140 86V87H139ZM141 86H142V89H141ZM149 86V85H148ZM52 87L54 88V87H56V88H54V89H52ZM90 87V88H89ZM139 87V88H138ZM156 87V86H155ZM104 88V89H103ZM116 88L117 89H119V90H116ZM48 89H50V86L48 87ZM56 89V90H55ZM138 89H140V91L138 90ZM54 90V91H53ZM105 90V91H104ZM132 90H133V92H132ZM135 90V91H134ZM136 90H137V92H136ZM244 90L246 91V92H244ZM92 91V92H93ZM106 91H107V93H106ZM117 91V92H116ZM150 91H151V93H150ZM106 94V95H104V96H102L104 93ZM54 93H57V91L56 92H54ZM93 93H97L96 91L95 92H93ZM99 93V92H98ZM97 93V94H98ZM108 93H110V94H108ZM114 93V94H113ZM118 93V94H117ZM24 94V95H23ZM25 91H23V92H20L19 94L17 93V95H15L14 96V101L16 102V99H17V102L15 103V113H16V116L18 117V118H16V122L18 123V124H22L23 125V123L25 124L24 126H26L27 128L29 127H31L34 131H38V133H40V134H42L43 132V134L42 135H44V136H46L48 139H50L51 137V135H48V134H50L51 133V129H50V126L48 125V124H46V120H45V123H44V119L46 118V114L43 112V110H42V108H41V106H40V102H38V101H36L35 100V98L34 97H32V96H29L28 94L25 96ZM53 94V93H52ZM112 94V95H111ZM150 94V95H149ZM111 95V96H110ZM116 95V96H115ZM29 96V97H28ZM70 96V95H69ZM69 96H67V98L65 99V101H67V102H65V104H66V108H63L64 106H60L59 107V111H61V113H60V116H61V119H63V122H65V124H66V126H67V128L69 127V129H74L75 131L74 132H76L75 134H74V136H73V138H76V139H81L82 141H83V139L85 138V140L81 143V145L83 144V146L85 145V143L86 142H89V141H92V140H95V141H92V143H102V144H104V133H103V130L102 129H100V127H99V129L102 131V133H101V131L100 130H98V131H94V130H96L95 128V126H96V124L94 125V123H95V121H94V119H93V117L89 114V113H87L86 114V112H88V111H86L87 110V108L86 107H84L83 105H81V107H80V105H78L80 108H79V111H78V107H77V110L75 109L76 107H74L76 104H75V102H74V99L73 100H70V97ZM142 96V97H141ZM25 97V98H24ZM110 97V98H109ZM136 97H138V98H136ZM32 98V99H31ZM107 98H109V100H107V102L109 101V104H107V102H105L106 101V99ZM114 98V99H113ZM247 98H248V96H247ZM68 99H69V101H68ZM111 99H113V101H111L110 102V100ZM144 99V100H143ZM19 100H21V101H19ZM140 100V101H139ZM24 101V102H23ZM72 101H73V107H74V109H73V111H76V112H72V109H71V107H70V105H68L69 103L72 105ZM116 101V102H115ZM240 101H243V99L242 100H240ZM147 102H149V103H147ZM35 103V104H34ZM39 105H38V104ZM146 103V109L144 108V106H142L143 104H145ZM2 104V105H1ZM17 104V105H16ZM136 104H138V105H136ZM140 104H142L141 106H139ZM112 105V106H111ZM113 105H114V107L115 108H113ZM117 107H116V106ZM39 106V107H38ZM69 106V107H68ZM82 106H83V108H82ZM123 106V107H122ZM37 107L38 108H41V109H37ZM72 107V108H73ZM112 107V108H111ZM129 108L130 110H132V111H130L129 109H126V108ZM143 107V108H142ZM262 107V108H263ZM82 108V109H81ZM86 108V109H85ZM107 108H106V110H107ZM124 108V109H123ZM138 108V109H137ZM148 108V109H147ZM2 109H3V101H2V98H1V96H0V169H1V173H0V189H2V191H0V193H2L3 192V194H1L0 195V197L2 196V195H4V196H2L1 197V199H4V200H7L8 201V199L10 198L11 200L10 201H12V200H16L17 202H18V204H26V205H28V206H32L33 208H31V210H33V209H35V210H33L34 212L33 213H35V211H37L34 215H35V217L38 219L36 222L37 223H35L34 224V226H35V229H34V227L33 226H31L30 228H28V229H26L25 231L27 232V233H29L28 235L31 237V238H29L27 241H26V245L29 247L28 248V250H30V251H32V253L34 252L35 254H37V255H39L38 257H40V259H34L33 258V255H28V254H26V256H24V255H22V257L21 256H18V258H19V260L22 262V264H76L75 263V261H73L72 259H70L69 258V256H65L64 254H63V252H65V250H67L66 248H68V246H70V245H75V244H77L76 246L77 247H79L78 248V255L80 256V260H81V262H83L84 264H89L90 262H92V264H97L99 261V263L100 264H122L123 263V261H125L126 260V258H127V253H125V248H130V245H128L127 243H125V244H117V245H115V246H117V247H115V246H113V248H110V249H112V250H108L109 252H107L108 254H105L104 255V259H101V258H98L97 256L96 257H94L95 255L94 254H91V255H93V256H91L90 254H88V255H90V257L88 258V256H87V249H86V247H88V245H89V241H90V237H91V234H92V231H94V228H95V224L94 223H92V222H89V220L87 221V219H86V221H85V219H83L82 220V222L81 221H79V220H77V219H75L76 220V222H74L75 220L73 219V218H75V217H73L72 218V216H71V214L68 212V211H66L65 210V208H62L63 209V211H62V209L61 208H58V206L55 204V202H52V203H48V202H51L50 200H49V198H48V196L50 195L49 193H50V191H51V195H52V197L53 198H55V197H59L58 199L59 200H61L60 202H62V200L64 199V202L62 203V205H64V204H67V205H69V203L67 202V201H69V202H73V204H75L76 203V201H78V203H82L83 202V198L85 199V197H87V198H89V197H92L93 196V192H90L89 191V189L91 188V187H94L93 189L94 190H96V186L99 188V184H100V182L97 180V179H94V180H92V182L89 184V185H91L92 183V185H91V187H89V185H87V183H86V180L84 179V178H82L83 176H82V174H83V172H84V162L82 161V160H80V159H76L75 158V156L73 155V156H71V154H68L67 155V153L69 152V151H67V148L65 147V145H64V143H60L59 141L57 142H55L57 145H58V143L60 144V145H58L59 146V148H57V150H58V152H60L59 154H62V155H59V156H57L56 158L57 159H55V160H52L51 161V164L53 165L49 170H52V172L54 171V174L57 172V175H56V177H53L54 175H52V179H50L47 175V178H46V180L45 179H43L44 177L43 176H41L40 174H38V177L40 178V176H41V178L39 179L36 175L37 174H32L31 175V173H29V172H26V170H25V166L27 165V161H28V156H26V155H24V154H15V155H17V156H15V155H12V156H10L9 154V151H8V153H7V151H6V146L4 147V144H5V142H6V140H4V144H3V140H2V138H4L3 137V135L5 136L6 135V137L5 138H8V140H9V146L10 147H8V148H10V149H12V147L14 148V147H16V144L17 143H15L16 141L14 140V136H13V132H14V127L12 128V127H10V128H12V130L11 131H9L10 130V128H9V130H8V128H7V130H6V127H3L2 128V124H1V121H3V119L1 120V118H3V115H4V111H2ZM39 110V111H38ZM85 110V111H84ZM112 110V111H111ZM42 111V112H41ZM83 111L85 112L84 114H86V115H88L89 114V116L88 117H86L84 114H83ZM153 111V112H152ZM3 112V113H2ZM111 112V113H110ZM122 112V113H121ZM78 113H81L82 114V116H81V114H78ZM115 113V114H116ZM121 113V114H120ZM3 114V115H2ZM45 116H44V115ZM83 115L86 117V118H84L83 117ZM111 115V116H110ZM155 116V117H154ZM89 117H90V119H89ZM66 118H67V120H66ZM83 118V119H82ZM92 118V119H91ZM260 119H261V121L263 122V124H264V108H263V110H262V113H261V117H260ZM93 120V121H92ZM49 127V133L48 134H46L47 132H48V127ZM69 125V126H68ZM131 125H133V126H131ZM128 126H129V128H128ZM163 126V127H162ZM79 129H78V128ZM5 128V129H4ZM134 128H135V131H134ZM137 128V129H136ZM161 128H163L162 130H161ZM263 128H264V125H263ZM4 130V132H3V130ZM31 129V130H32ZM78 129V130H77ZM94 129V130H93ZM133 129V130H132ZM159 129H160V131H159ZM167 129V130H166ZM166 132H165V131ZM5 131H6V134H5ZM132 131H134L133 133H132ZM8 132V133H7ZM10 132H12V133H10ZM2 133V134H1ZM130 133H131V135H130ZM166 133V134H165ZM38 135L36 138H34V139H36L35 141V143H37L38 142V140L37 139H41L40 137H41V135ZM80 134V135H79ZM136 134V135H135ZM243 134V133H242ZM8 135H11V136H8ZM79 137H78V136ZM161 135L163 136V137H161ZM183 135V136H182ZM247 136V134L246 133H244V135H240V137L242 136V138L244 137V136ZM43 136V137H44ZM76 136V137H75ZM81 136V137H80ZM83 136V137H82ZM85 136H87V138L85 137ZM128 138H127V137ZM131 138H130V137ZM244 137L246 140H247V137ZM46 137H44V138H46ZM89 137V138H88ZM135 137V138H134ZM93 138V139H92ZM134 138V139H133ZM53 139V138H52ZM78 139V140H79ZM89 139H92V140H89ZM132 139H133V141H132ZM87 140V141H86ZM89 140V141H88ZM128 140H130V141H132V144H130L131 142L130 141H128ZM181 140V141H180ZM11 141V142H10ZM46 141H47V139H46ZM45 141V142H46ZM86 141V142H85ZM106 142V141H105ZM130 142V143H129ZM2 143V144H1ZM39 143V142H38ZM36 144V145H39V144ZM40 143H41V141H40ZM43 143V142H42ZM50 143V142H49ZM48 143V141H47V144H49ZM99 144V145H102V144ZM134 143V144H133ZM140 143V144H139ZM243 143H245V142H243ZM15 144V145H14ZM61 144H62V146H61ZM130 144V145H129ZM141 144H142V146H141ZM179 144H181V145H179ZM6 145V144H5ZM133 145V146H132ZM147 145V146H146ZM247 145L249 146V147H247ZM56 146V145H55ZM83 146H82V148H83ZM144 146H145V148H144ZM183 146H184V144H183ZM244 148H243V151L245 152V153H250V143H245V144H243L242 145ZM241 146V147H242ZM57 147V146H56ZM56 147H55V149H56ZM247 147V148H246ZM61 148H63V151L61 150ZM125 148V149H124ZM127 148V149H126ZM135 148H136V150H135ZM175 148L176 149H178V150H175ZM129 149V150H128ZM131 149V150H130ZM147 149V150H146ZM163 149V150H162ZM244 149H248V151L247 150H244ZM6 151V152H5ZM130 151V152H129ZM63 152V153H62ZM4 153L6 154V155H4ZM164 154V155H163ZM264 154V151H263V153H262V155ZM151 155V156H150ZM153 155H154V157H153ZM174 155V156H173ZM6 156V157H5ZM8 156H10V157H8ZM21 156H24V157H21ZM61 156V158H59ZM148 156V157H147ZM173 156V157H172ZM264 156V155H263ZM13 157V158H12ZM62 157H64V158H62ZM108 156L106 155V158H107ZM146 157H147V159H146ZM151 157V158H150ZM161 157V158H160ZM1 158H2V160H1ZM7 159V160H5V159ZM8 158H10V159H8ZM13 159V161H11L12 159ZM19 158V159H18ZM22 159H23V161H22ZM103 160H106V161H103V160H101V161H103V162H105V164L107 165V166H109V163H110V161L109 160H107V159H105V156H104V158H102ZM159 159V160H158ZM11 161V162H8L9 164H12V165H10L12 168H11V170H10V166H9V164L6 162V161ZM65 160H67V161H65ZM78 160L81 162V164H80V162H78ZM128 160H130L131 162H130V165H129V161ZM151 160H153V161H151ZM157 160V161H156ZM176 160V161H175ZM69 161V162H68ZM161 161H163V162H161ZM77 162H78V164H77ZM107 162V163H106ZM156 164H154V163ZM171 162V163H170ZM2 163V164H1ZM25 163V164H24ZM63 163H64V165H63ZM67 163V164H66ZM83 163V164H82ZM123 163V162H122ZM127 163V164H126ZM152 163V164H151ZM163 163V164H162ZM167 163H169V164H167ZM7 164V165H6ZM77 164V165H76ZM150 164V165H149ZM16 166V168L18 169V170H20L21 171V173L16 169V172L18 173V175L20 174V176H18L19 178H16V179H14V176L13 175H11V171H13V168H14V171L12 172V174H14V172H15V167L14 166ZM126 165V166H125ZM151 165H154L153 167L151 166ZM7 166L9 167V168H7ZM77 166V167H76ZM80 166V167H79ZM83 166V167H82ZM141 166V167H140ZM5 167V169H3ZM81 168V169H79V168ZM75 168H77V169H75ZM143 168V169H142ZM6 169H8L9 170V172H8V170H6ZM24 170H25V172H24ZM61 170V171H60ZM79 170V171H78ZM81 170V171H80ZM83 170V171H82ZM141 170V171H140ZM236 170V171H235ZM56 171V172H55ZM59 171V172H58ZM51 172V173H52ZM60 172H63L62 173V176H61V173ZM136 172V173H135ZM141 172V173H140ZM4 173V175H2ZM8 173V174H7ZM24 173H25V175H24ZM60 175H59V174ZM82 173V174H81ZM138 173V174H137ZM81 174V175H80ZM2 175V176H1ZM6 175V177H4ZM8 175H10V176H8ZM24 175V176H23ZM29 177H28V176ZM51 175H49V176H51ZM58 175H59V177H61L60 179H59V177H58ZM137 175V176H136ZM7 176L9 177V179L7 178ZM21 176H23L22 178H21ZM28 177V178H26V177ZM64 176V177H63ZM140 176V177H139ZM2 177V178H1ZM32 177V178H31ZM58 177V178H57ZM67 177V178H66ZM142 177V178H141ZM231 177H233L234 178V180H233V182H235V184H239V183H247L246 185L247 186H249V187H252L253 185L255 186V187H258V188H260V189H262V191H263V189H264V172H262L261 174H259V175H257V174H255V175H250V176H245V175H241L240 174V172L238 171V169L236 168V169H234V171L232 172V175H231ZM239 177V178H238ZM251 177V178H250ZM253 177V178H252ZM5 178H6V182H7V184H5V182H4V180H5ZM48 178L50 179V180H48ZM246 178V179H245ZM4 179V180H3ZM11 179V180H10ZM16 180V182L14 181V180ZM40 182L41 181V179L43 180V182H38L39 184H37V180ZM55 179H58V181L60 180H63V181H61L60 183H58V181L57 180H55ZM138 179V180H137ZM141 179H142V182H141ZM21 180V181H20ZM64 180H66V181H64ZM232 180V179H231ZM11 181H13V182H15V186L14 185H11V186H9L8 185V183L9 184H13V182L11 183ZM50 181H56V182H54V184L56 185H54V184H52V182L50 183ZM98 181V182H97ZM236 181H237V183H236ZM255 181H256V183H255ZM139 182H141V183H139ZM261 182V183H260ZM2 183H3V185H2ZM46 185H45V184ZM58 183V184H57ZM62 183V184H61ZM99 183V184H98ZM138 183V184H137ZM250 183V184H249ZM17 184V185H16ZM36 184V185H35ZM42 184V185H41ZM50 184V185H49ZM52 184V185H51ZM140 184H143V185H141L140 186ZM37 185H40V186H42L41 187V190L39 189L40 187H38L37 188ZM63 186V188L61 187V186ZM65 185H67L66 187L68 188H65ZM84 185V186H83ZM136 185V188L134 187ZM44 186V187H43ZM48 186H50V188H48ZM263 186V187H262ZM35 187V188H34ZM46 187V189H47V192L45 191L46 189H43V188H45ZM57 187H60V189L58 188V190L56 191V189H57ZM134 187V188H133ZM37 188V189H36ZM54 188H56V189H54ZM65 188V189H64ZM87 188V189H86ZM145 189V190H144ZM36 190V194H38V196L40 195V193H42L43 192V194H42V197L41 198H43L42 200L41 199H39L36 195H35V193L33 192V191H35ZM39 190H40V192H39ZM139 191L138 193L136 192V191ZM37 191H38V193H37ZM45 191V192H44ZM130 191H132V192H130ZM145 191V192H144ZM148 191V192H147ZM261 191V195L263 196H261V195H259V196H256V197H252V198H245V197H240L241 198V203L239 204V207H237L236 209H238V211H236V209L234 210L235 211V213H234V211L233 210H231L228 206L225 208V204L223 203L222 204V197H221V193H218L219 195H214V197H212L211 198V200H212V204L210 205L211 207H209L210 209H209V212H208V217H210L211 218V220H214L213 222H216L217 221V219L219 218V216H222L223 215V217H225V215H227V213H228V215H231L232 216V218H227L226 219V225H225V227L226 226H228V227H226V231L228 232L229 231V233H228V235L229 236H227V234L225 235V232L222 230V232L221 233H217V235H216V240L218 241V247H217V249H219L220 251H224L225 249H224V247H226V246H229V245H231V243L233 242V245H234V243H236V245L237 246H239V247H241V250H242V252H240V254H238L240 257H236V256H234L232 259H231V261H233L234 263H230V264H264V191L262 192ZM86 192L89 194H86ZM238 192H240V191H238ZM237 192V193H238ZM68 193V194H67ZM75 193V194H74ZM134 193H136V194H134ZM53 194H54V196H53ZM127 194V195H126ZM146 194V195H145ZM47 196V198H46V196ZM65 195V196H64ZM6 196V199L4 198ZM13 196V197H12ZM85 196V197H84ZM128 196H130L129 198H128ZM135 196V197H134ZM239 196H240V194H239ZM238 196V197H239ZM73 197V198H72ZM77 199H76V198ZM79 197V198H78ZM83 197V198H82ZM117 197H119V198H117ZM138 197V198H137ZM220 197V198H219ZM8 198V199H7ZM262 198V199H261ZM76 199V200H75ZM119 199V200H118ZM127 199V200H126ZM140 199V200H139ZM245 199V200H244ZM251 199V200H250ZM46 200V201H45ZM49 200V201H48ZM75 200V201H74ZM121 200V201H120ZM124 200V201H123ZM43 202V204L41 203V202ZM55 201L57 202L58 200H57V198H55ZM113 201H115V202H113ZM118 201V202H117ZM146 201V202H145ZM263 201V202H262ZM24 202V203H23ZM45 202H47V204L45 205ZM138 202H141V203H138ZM216 202V203H215ZM219 204H218V203ZM243 202V203H242ZM246 202V203H245ZM58 203H59V201H58ZM86 203H87V201H86ZM111 203V204H110ZM121 203H123V204H125V207H123L124 205L122 204L121 205ZM157 203V204H156ZM250 203H252V204H250ZM20 204V205H21ZM50 204V206H47V205H49ZM60 204V203H59ZM83 204V203H82ZM84 204H85V201H84ZM119 204V205H118ZM131 204V205H130ZM136 204V205H135ZM218 204V205H217ZM245 206H244V205ZM72 205V204H71ZM126 205H127V207H126ZM223 205V206H222ZM249 205V206H248ZM118 207V209H119V211H118V209H117V207ZM136 206V207H135ZM138 206V207H137ZM140 206V207H139ZM143 206L145 207V209L143 208ZM217 206V207H216ZM221 206V207H220ZM10 207V208H9ZM13 206H8V208H9V210H8V208L6 209V211H3L2 210V212L3 213H1V210H0V226H5V225H7L6 223H8L9 224V222H11L13 219H14V216H16L15 215V213H14V209L12 208ZM49 207V208H48ZM52 207H54V208H52ZM108 207H109V210H107L108 209ZM129 207H130V209L132 208V210H129ZM212 207H215V208H212ZM219 207V208H218ZM224 207V208H223ZM247 207V208H246ZM249 207V208H248ZM251 207V208H250ZM258 207V209H256ZM81 209H83V206H81L80 207ZM115 208V209H114ZM120 208H123V209H120ZM135 208H136V211H135ZM213 210H212V209ZM228 208V209H227ZM245 208V209H244ZM1 209V208H0ZM52 212V211H54V213H53V215L55 216V219L56 220H52L51 219V217H53V215H52V213H49V210ZM81 209L79 210V211H81ZM117 209V210H116ZM142 209V210H141ZM244 209V210H243ZM252 209V210H251ZM8 210V211H7ZM57 210V211H56ZM115 210V212L112 214V212ZM128 210H129V212H128ZM139 210V211H138ZM151 210V211H150ZM157 210V211H156ZM160 210V211H159ZM243 210V211H242ZM11 211V212H10ZM56 211V212H55ZM59 211H60V213H59ZM124 211V212H123ZM138 211V212H137ZM225 211V212H224ZM252 211H254L255 212V215H257V217L254 215V213H252L251 214V212ZM6 212H8V213H10L7 217H6ZM58 212V213H57ZM63 212V215L61 214ZM110 212V213H109ZM131 212V213H130ZM136 212V213H135ZM211 212V213H210ZM227 212V213H226ZM237 212V213H236ZM239 212L241 213V214H239ZM250 212V213H249ZM5 213V214H4ZM64 213H66V214H69V216L68 215H66V214H64ZM126 213V218H125V216H124V214ZM133 213V214H132ZM137 213H139V214H137ZM212 213H213V215H212ZM216 215H215V214ZM225 213V214H224ZM235 215H234V214ZM4 214V215H3ZM49 214H50V216H49ZM107 214V215H106ZM140 214H143L142 216H140ZM146 216H145V215ZM150 214V215H149ZM151 214H153V215H151ZM237 214V215H236ZM56 215H59V216H56ZM62 215V216H61ZM65 215H66V217H65ZM113 215V217H111V216ZM134 215V216H133ZM136 215V216H135ZM149 215V216H148ZM211 215V216H210ZM123 216H124V218H123ZM132 216V217H131ZM138 216V217H137ZM231 216H229V217H231ZM242 216V217H241ZM249 216V217H248ZM254 216V217H253ZM57 217V218H56ZM119 217V218H118ZM223 217H222V219H223ZM245 217V218H244ZM256 217V218H255ZM13 218V219H12ZM54 218V217H53ZM71 218V219H70ZM121 218H122V220H121ZM141 218V219H140ZM216 218V219H215ZM12 219V220H11ZM136 219V220H135ZM259 219V220H258ZM74 220V221H73ZM121 220V221H120ZM216 220V221H215ZM228 220H230V221H228ZM231 220H233V222H231ZM236 220L237 221H239V222H236ZM72 221V222H71ZM132 221V222H131ZM228 221V222H227ZM261 222V223H260ZM88 223H90V224H88ZM127 223V224H126ZM134 223V224H133ZM139 223V224H138ZM143 223V224H142ZM239 223V224H238ZM142 226H141V225ZM261 224V225H260ZM133 227H132V226ZM229 225H230V227H229ZM77 226V227H76ZM90 226H92V227H90ZM232 226V227H231ZM234 226V227H233ZM237 226V227H236ZM79 227V228H78ZM90 227V228H89ZM236 228V229H235ZM262 228V229H261ZM32 229V230H31ZM234 229V230H233ZM245 231H244V230ZM261 229V230H260ZM252 230V231H251ZM91 231V232H90ZM156 230L155 229H150L149 230V232L151 233V234H158L159 232H155ZM247 231V232H246ZM86 232H88V233H86ZM145 232H146V230H145ZM218 232H220V230L218 231ZM238 232V233H237ZM240 232V233H239ZM244 232H245V234H244ZM251 232V233H250ZM37 233V234H36ZM72 233H74V235L72 234ZM135 233H137V231L136 232H134L133 234H135ZM243 233V234H242ZM72 234V235H71ZM132 234V235H133ZM163 234V233H162ZM220 234H224V235H221L220 236ZM231 234H232V236H231ZM252 234V235H251ZM255 234V235H254ZM76 235V236H75ZM78 235H80L79 237H78ZM131 235V236H132ZM244 235H246V236H244ZM33 236V237H32ZM58 236V237H57ZM73 236V237H72ZM88 236H90V237H88ZM240 236V237H239ZM248 236V237H247ZM250 236V237H249ZM36 239H35V238ZM245 237V238H244ZM254 237H255V239H256V241H255V239H254ZM257 237V238H256ZM49 238V239H48ZM50 238H52V239H50ZM72 238H73V240H72ZM78 238V239H77ZM58 240V242H57V240ZM74 239H77L78 240V242L76 243V242H73L74 241ZM231 240V242L230 241H228V240ZM235 239V240H234ZM48 240V241H47ZM50 240V241H49ZM52 240H54V241H52ZM89 240V241H88ZM237 240V241H236ZM240 240V241H239ZM245 240V241H244ZM252 240V241H251ZM254 240V241H253ZM263 240V241H262ZM39 241V242H38ZM47 241V242H46ZM80 241V242H79ZM83 241V242H82ZM86 241H88L87 243H85ZM242 241V242H241ZM70 242V243H69ZM72 242V243H71ZM36 243L38 244L37 245V248H34L35 247V245H36ZM48 243V244H47ZM53 243V244H52ZM223 243V244H222ZM243 243V245H241ZM262 243V244H261ZM127 244V245H126ZM229 244V245H228ZM239 244V245H238ZM87 245V246H86ZM123 245V246H122ZM126 245V246H125ZM39 246V247H38ZM55 246V247H54ZM32 247L34 248L33 250H32ZM61 247H63V248H61ZM115 247V248H114ZM122 247V248H121ZM259 247V248H258ZM47 248H49V249H47ZM62 250V251H61ZM79 250H80V252H79ZM106 250V251H107ZM40 251H42L41 253H40ZM111 251H113V252H111ZM115 251V252H114ZM119 251V252H118ZM121 251V252H120ZM122 251H124V252H122ZM254 251V252H253ZM54 254V255H53ZM62 254V255H61ZM101 254H102V252H101ZM104 254V253H103ZM112 254H114V256H116V255H120V258L119 259H117L116 257H114ZM126 254V255H125ZM18 255H21L20 253L18 254ZM110 255V256H109ZM112 255V256H111ZM122 255H123V257H125V258H123L122 257ZM32 256V257H31ZM108 256H109V258H108ZM5 256L2 254V252L0 253V263L1 264H12V261H7V260H5V261H2V260H4L5 258H4ZM62 257V258H61ZM86 257V258H85ZM111 257V258H110ZM248 257V258H247ZM51 258V259H50ZM83 258H85V259H83ZM115 258V259H114ZM88 259V260H87ZM91 259V260H90ZM93 259V260H92ZM96 259H98V260H96ZM100 259V260H99ZM112 259H114V260H112ZM123 259V260H122ZM18 260V259H17ZM18 260V261H19ZM102 260V261H101ZM104 260V261H103ZM107 260V261H106ZM25 263H24V262ZM112 261V262H111ZM21 262H20V264H21ZM86 262V263H85ZM105 262V263H104ZM118 262V263H117ZM238 262V263H237ZM19 263V262H18ZM98 263V264H99ZM224 264V263H223Z\"/></svg>","mask_w":264,"mask_h":264}]
</instances>
